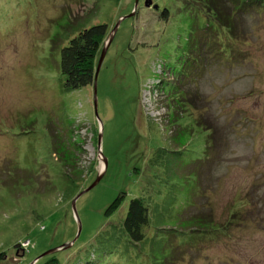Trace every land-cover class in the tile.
Listing matches in <instances>:
<instances>
[{
	"label": "rangeland",
	"instance_id": "374dc122",
	"mask_svg": "<svg viewBox=\"0 0 264 264\" xmlns=\"http://www.w3.org/2000/svg\"><path fill=\"white\" fill-rule=\"evenodd\" d=\"M204 4L0 0V264H44L53 256L67 264L121 222L133 197L160 201L173 182L150 166L159 146L182 156L173 162L181 180L167 226L187 242L170 238L178 245L171 264H264V7L243 8L234 19L239 37L222 30L229 59L208 45V57L185 76L180 67H191L183 56L197 52L187 44L198 34L192 30L217 27ZM84 19L108 25L101 50L118 25L98 75L97 107L93 85L61 90L60 45L53 41L64 24ZM207 38L199 33L197 42ZM200 119L216 126L220 139L211 156ZM65 172L77 180L73 196L65 194ZM100 174L75 212L73 199ZM123 191L122 206L107 215ZM202 214L226 231L212 238L205 225L194 228ZM119 256L102 264H131Z\"/></svg>",
	"mask_w": 264,
	"mask_h": 264
},
{
	"label": "trees",
	"instance_id": "16d2710c",
	"mask_svg": "<svg viewBox=\"0 0 264 264\" xmlns=\"http://www.w3.org/2000/svg\"><path fill=\"white\" fill-rule=\"evenodd\" d=\"M239 4H235L238 3ZM237 6V7H236ZM264 7V0H205L204 7L211 15V19L216 26L208 25L209 27L202 26L196 27L192 30L193 34L201 33L208 38L203 41L197 42V35L190 36L188 38V46L191 50L195 49L196 54L192 53L189 57L183 56V62L188 61V65L191 67L187 70L180 67V71L188 76L187 71H192L194 68L200 66V61L206 59L211 50L206 49V46L213 48V55H217L219 58L229 59L232 54L228 49L223 35L224 29L228 30V34L231 36L239 37V33H235L237 24L234 22L241 13L243 8ZM252 8V9H253ZM235 9V11H234ZM164 16L169 15L166 10L163 13ZM206 29V31H204ZM221 29V30H218ZM215 31V32H214ZM214 32V33H213ZM108 34V25L106 23H96L89 25V20H79L76 22H69L63 25V29L60 34L54 38V43L59 46L60 60L59 67L61 69V90L64 92H72L82 89L86 86L93 85L95 80V73L97 66L94 64L97 54L101 50V40ZM214 38L216 40H214ZM60 39V43L57 40ZM213 39V45L211 40ZM237 49V48H236ZM238 50V49H237ZM239 51V50H238ZM215 55V56H216ZM219 60V59H218ZM232 60V59H230ZM206 65V64H205ZM204 65V66H205ZM174 66V65H172ZM176 68V67H175ZM181 68L183 70H181ZM175 73V69L169 71ZM167 71L166 74H169ZM169 81V80H164ZM166 84H161V90H164ZM187 92V91H186ZM185 92V93H186ZM189 93V92H188ZM189 95V94H188ZM196 97V96H195ZM195 97L189 96L190 105H195ZM201 126L209 131V140L206 147V152L211 156L216 146L220 143V139L216 130V126L213 124L202 122L200 119L197 122ZM181 151L173 150L166 146H159L156 148L153 156L150 158L149 163L151 167L161 168L162 174L165 176V180L171 188L168 192H164L160 201H156L152 196H136L130 200L129 207L125 217L120 223H115L108 226L100 233V240L92 248L87 249L85 253L76 254L75 258H72L67 264H102V262L109 256L120 255L119 259L125 257L127 263L134 264L132 261L134 258L137 260L141 257H148V264H171L172 253L178 245L170 242V238H177L180 243L187 242L182 233H171L172 227L167 226L168 219L173 216V210L178 202L177 193L175 189L180 184L181 175L173 168L174 160L181 159ZM180 162V161H179ZM179 166V165H177ZM176 166V167H177ZM200 176L197 174V177ZM64 177L68 180V186L65 194L73 196L75 190L78 187L76 185V178L70 172H65ZM166 187H168L166 185ZM127 197L126 192H120L108 205L105 213L110 215L119 210L124 200ZM235 217V215L233 216ZM191 219H188L189 221ZM194 228H203L202 225L208 227L207 233L211 232V236L222 234L226 228L224 226L216 228V222L210 219V214H202L192 219ZM223 229V230H222ZM153 232L152 234H149ZM214 236H212L213 238ZM216 237V238H217ZM178 242V243H179ZM184 245V244H183ZM139 254H136L134 252ZM3 253H0V259L3 257ZM131 257V258H130ZM132 259V260H131ZM66 262L60 261L57 256L49 258L44 264H65ZM115 264H126L122 261H117Z\"/></svg>",
	"mask_w": 264,
	"mask_h": 264
},
{
	"label": "water",
	"instance_id": "95a60500",
	"mask_svg": "<svg viewBox=\"0 0 264 264\" xmlns=\"http://www.w3.org/2000/svg\"><path fill=\"white\" fill-rule=\"evenodd\" d=\"M138 2V0H137ZM148 5H149V2H147ZM137 4V3H136ZM117 27L118 25L114 28V32L112 34H110L109 36V39L108 41L106 42L105 46L102 48L101 50V55H100V59H99V62H98V65H97V69H96V73H95V80H94V103H95V106L97 107V80H98V75H99V72H100V69H101V66L103 64V61L107 55V52H108V49L114 39V33H116L117 31ZM101 137L100 136V140H101ZM106 161V167H107V160ZM102 175L103 174H100L98 175V177L96 178V180L89 186L87 187L85 190L81 191L74 199H73V202H72V206H73V209L74 211L76 212V201L77 199L82 195L84 194L85 192L89 191L90 189H92L94 186L97 185V183L101 180L102 178ZM81 231V225L79 224V232ZM75 242V240L72 242V243H66L64 244L62 247H60L59 249H52L50 250L48 253H55L56 251L58 250H62V249H68L69 247H71V245H73Z\"/></svg>",
	"mask_w": 264,
	"mask_h": 264
}]
</instances>
